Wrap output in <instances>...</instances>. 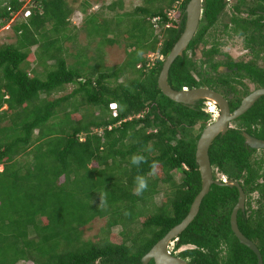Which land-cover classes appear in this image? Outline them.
I'll use <instances>...</instances> for the list:
<instances>
[{"label": "trees", "instance_id": "trees-1", "mask_svg": "<svg viewBox=\"0 0 264 264\" xmlns=\"http://www.w3.org/2000/svg\"><path fill=\"white\" fill-rule=\"evenodd\" d=\"M27 1L0 0V30L10 28L16 37L0 45V264H142L186 219L202 190L197 145L213 118L201 105L175 103L158 85L185 30L190 0H142L133 10L124 0H108L91 14L95 4L85 1L82 30L89 43L75 45V56L65 46L77 41L70 0H31L25 17ZM226 6L204 0L199 31L173 64L169 83L177 91L208 88L232 97L234 112L264 88V66L257 62L264 61V0H240L219 23ZM219 33L240 37L255 60L229 62ZM123 43L125 62L108 67L104 49ZM111 104L118 105L117 116ZM234 126L214 142L211 163L215 178L225 175L243 187L248 208L239 227L264 259V150L252 149L244 135L264 140V97ZM133 155L144 162L132 165ZM140 175L149 186L136 195ZM239 196L237 188L214 185L196 220L174 241L173 255L189 264H258L232 231ZM97 220L105 227L97 240H86L84 230ZM118 228L119 242L112 234Z\"/></svg>", "mask_w": 264, "mask_h": 264}, {"label": "water", "instance_id": "water-1", "mask_svg": "<svg viewBox=\"0 0 264 264\" xmlns=\"http://www.w3.org/2000/svg\"><path fill=\"white\" fill-rule=\"evenodd\" d=\"M203 11L204 0H190L186 9L185 30L164 62L163 70L158 80V85L166 97L175 103L183 104L190 108H193L199 101L207 100L212 102L219 107L220 116L214 123L207 126L197 145L196 163L202 178V190L192 204L189 215L181 224L173 228L167 236H165L143 258L142 264H150L153 261L155 264H189L186 260L172 255L170 253V246L196 220L200 213L204 199L210 194L214 185L238 188L240 197L231 217L232 230L241 244L247 246L258 255L259 264H264L258 247L250 239H248L239 228L238 215L240 211H245L246 206V194L242 186L234 180H229L226 183L215 180L214 169L210 158V150L216 139L221 135H226L231 130L232 123L245 115L255 105V103L264 96V88L257 90L247 97L243 101L242 105L232 113L229 101L226 97L215 90L208 88H195L191 90L177 91L174 90L169 83L170 71L173 64L179 57L184 56L199 31L203 18ZM245 138L247 145L252 149L264 150V140H260L249 134H245Z\"/></svg>", "mask_w": 264, "mask_h": 264}, {"label": "rangeland", "instance_id": "rangeland-1", "mask_svg": "<svg viewBox=\"0 0 264 264\" xmlns=\"http://www.w3.org/2000/svg\"><path fill=\"white\" fill-rule=\"evenodd\" d=\"M85 1L90 2L91 4H95V7L90 9L89 14H91L92 12H97L99 9L98 7H100L103 4H105V1L108 0H70L72 6L75 8L76 13L73 15L71 21H72V26H71V33L72 35H76L77 37V41L76 44L74 43V41H70L68 42L65 46L68 47L72 54L75 56L77 53V48L76 46H87V44L89 43V38L87 35V32L82 30L83 27V22H84V17H86L85 15H83L81 8L82 5ZM113 1V0H112ZM240 0H231L230 3L226 6V16L223 15V17L220 19L219 23H225V21H228V14L230 15V13H233V7L235 5L238 4ZM247 2H250L252 0H246ZM125 5H126V10H133L136 6H139L142 4V0H124ZM110 4V0L107 2ZM26 10L31 8V0L27 1L26 6L24 7ZM228 12V13H227ZM244 17H246L247 15L244 14ZM226 21V22H227ZM218 38L222 39L223 41H221L223 43L224 46V52L227 55H230L235 58H237L238 60H250V58L248 57V54L245 52V48H244V42L240 37H236V38H231L228 36H222L220 33L218 34ZM16 40L15 34L12 31V29L10 28H5L3 30H0V45L1 44H7V43H12ZM76 45V46H75ZM212 45V43H208V46ZM97 48V44L95 42H93L92 44V53H94V51ZM104 54H105V61L106 64L108 65V67H115V66H119L121 64H123L127 58L126 55V46L125 43H123V45H115V46H108L107 48L104 49ZM198 55L194 56L195 59L198 58V60H201V56H202V51H198L197 53ZM201 57V58H200ZM70 64L74 63V59H69ZM261 66H263L264 64L262 62H258ZM40 73H44L43 69H39ZM252 87V86H251ZM74 86H67V92H72L74 90ZM62 97L64 96V94H60L57 95V97ZM210 107V104H209ZM210 112V111H209ZM2 170V168L0 169ZM175 178L179 181L181 176L179 174H177V176H175ZM161 200V199H160ZM158 202H160L158 200ZM106 225V221L105 220H97L96 222H94L90 227L86 228L84 230L85 234V239L86 240H97L99 235L102 232V229L105 227ZM121 229H115L114 232L112 234L113 237H115V240H117L118 242L121 241V238L119 236Z\"/></svg>", "mask_w": 264, "mask_h": 264}, {"label": "flooded vegetation", "instance_id": "flooded-vegetation-1", "mask_svg": "<svg viewBox=\"0 0 264 264\" xmlns=\"http://www.w3.org/2000/svg\"><path fill=\"white\" fill-rule=\"evenodd\" d=\"M230 1L231 0H225V2H226V4L228 5L229 3H230ZM244 44V43H243ZM212 47V45H210V46H208V44L207 45H205V46H201L200 48H199V50L200 51H202V52H204V51H207V50H209L210 48ZM245 52L247 53V54H249L248 55V57L250 58V59H252V60H255L253 57H252V55L250 54V51L249 50H245ZM231 58H232V56H231ZM240 60H238L237 58H235V57H233L229 62H235V63H237V62H239ZM246 61V60H245ZM216 62L217 63H227L225 60H223V59H221V58H218L217 57V60H216ZM257 62H262L263 64H264V61H257ZM264 66V65H263ZM220 70L221 71H223V72H225V73H230L231 72V70L230 69H228L227 67H220ZM251 88H253V85L251 84ZM260 89H263V88H260ZM187 90H189V89H187ZM257 90H259V89H257ZM257 90H254L251 94H253L254 92H256ZM218 92V91H217ZM220 93V92H219ZM220 94H222V93H220ZM251 94H249L247 97H249ZM223 96H224V94H222ZM224 97H226V96H224ZM247 97H245L243 100H242V102H241V105H242V103H243V101L247 98ZM264 97V96H263ZM262 98V97H261ZM260 98V99H261ZM228 101H229V104H230V100L232 99V97H229V98H226ZM259 99V100H260ZM258 100V101H259ZM257 101V102H258ZM256 102V103H257ZM255 103V104H256ZM209 104H210V107H209ZM197 105H201L202 107H204V109H205V111H208V110H211V108H216V110L217 111H220V109H219V107L217 106V105H215V104H213L212 102H209V101H207V100H205V101H199L192 109H194ZM240 105V106H241ZM255 106V105H254ZM253 106V107H254ZM188 107V106H187ZM231 107V106H230ZM252 107V108H253ZM251 108V109H252ZM250 109V110H251ZM249 110V111H250ZM236 111V110H235ZM234 111V112H235ZM248 111V112H249ZM247 112V113H248ZM208 113V112H207ZM233 113V112H232ZM246 113V114H247ZM245 114V115H246ZM244 116V115H243ZM242 116V117H243ZM240 119V118H239ZM238 119V120H239ZM238 120H236V121H238ZM235 121V122H236ZM235 122H233L232 123V125H231V130L233 129V128H235ZM245 134H248V133H244V135ZM250 135V134H249ZM254 137V136H253ZM256 138V137H255ZM261 140V139H260ZM218 172V171H217ZM214 179L215 180H217V181H220V182H222V183H226V182H228L229 180H232V179H229L228 177H226L225 175H221V174H218V176H217V178H215V176H214ZM234 181H236V180H234ZM238 182V181H237ZM238 183H240V182H238ZM241 185V184H240ZM234 188H236V187H234ZM243 188V187H242ZM238 189V188H237ZM244 190V189H243ZM245 192V191H244ZM240 194V193H239ZM246 194V193H245ZM240 197V196H239ZM254 197H255V200H252L251 202H252V204H253V207H254V210L256 209V208H258V197H259V195H257V194H254ZM239 202V201H238ZM247 203H248V199H247V195H246V206H245V211H240V213L241 212H243V213H245L246 212V209L248 208V205H247ZM238 204V203H237ZM237 206V205H236ZM235 209V208H234ZM234 211V210H233ZM239 213V214H240ZM231 217H232V215H231ZM255 219V218H254ZM253 219V220H254ZM238 224H239V215H238ZM232 226V225H231ZM240 228V227H239ZM241 230V229H240ZM233 231V230H232ZM242 232V231H241ZM248 238V237H247ZM249 239V238H248ZM252 241V240H251ZM175 242H176V240H175ZM257 247H258V249H259V251H260V253H261V250H260V248H259V246H258V244H256L254 241H252ZM173 249H174V244H172L171 246H170V251H171V254L173 255ZM250 249V248H249ZM251 250V249H250ZM253 253H255L253 250H251ZM255 255L257 256V258H258V255L255 253ZM261 255H262V253H261ZM177 257V256H176ZM262 258H263V255H262ZM263 263H264V259H263ZM258 264H259V258H258Z\"/></svg>", "mask_w": 264, "mask_h": 264}, {"label": "clouds", "instance_id": "clouds-1", "mask_svg": "<svg viewBox=\"0 0 264 264\" xmlns=\"http://www.w3.org/2000/svg\"><path fill=\"white\" fill-rule=\"evenodd\" d=\"M185 90H187V89H185ZM189 90H191V89H189ZM112 105H116L115 110L112 109V107H111ZM110 109L115 113V116H116L117 115V111H118V105L117 104H111L110 105ZM207 112L213 118V120L210 122V124L214 123L215 120L220 116V111H218L219 116L216 119H215L214 114L211 112V110H208ZM144 160H145V157L143 155H133L132 158H131V164L134 165V166H139L141 163L144 162ZM155 170H156V165L154 163L152 165V172H151L152 175H155ZM148 186H149V182H148V179L145 176H143V175L137 176L135 178L134 194H136V195L143 194V192L148 189ZM170 253H171V251H170Z\"/></svg>", "mask_w": 264, "mask_h": 264}, {"label": "built area", "instance_id": "built-area-1", "mask_svg": "<svg viewBox=\"0 0 264 264\" xmlns=\"http://www.w3.org/2000/svg\"><path fill=\"white\" fill-rule=\"evenodd\" d=\"M30 15H31V11H30L29 9L26 10V11H25V17H28V16H30ZM159 20H160V18H156V19L154 20V22H157V21H159ZM151 58H152V61L156 60V57H155V56H152ZM111 107H112V109L115 110L116 105H112ZM211 112L214 114L215 119L219 116V113H218V111L216 110V108H211ZM116 116H117V115H116Z\"/></svg>", "mask_w": 264, "mask_h": 264}]
</instances>
